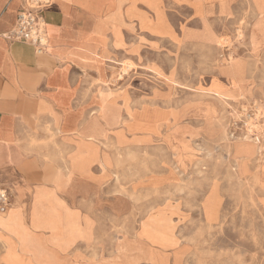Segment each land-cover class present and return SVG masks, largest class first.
Masks as SVG:
<instances>
[{
    "label": "rangeland",
    "instance_id": "rangeland-1",
    "mask_svg": "<svg viewBox=\"0 0 264 264\" xmlns=\"http://www.w3.org/2000/svg\"><path fill=\"white\" fill-rule=\"evenodd\" d=\"M154 1L138 9L154 23L158 13L162 33L124 15L97 62L77 61L67 108L28 135L30 176L57 197L27 195L24 230L34 203L63 227L68 209L88 244L59 260L32 240L25 263L38 251L46 264H264V0H231L226 13L206 0L202 15L193 0ZM91 119L98 156L71 174L73 127ZM144 251L158 261L137 260Z\"/></svg>",
    "mask_w": 264,
    "mask_h": 264
},
{
    "label": "crops",
    "instance_id": "crops-1",
    "mask_svg": "<svg viewBox=\"0 0 264 264\" xmlns=\"http://www.w3.org/2000/svg\"><path fill=\"white\" fill-rule=\"evenodd\" d=\"M219 1L221 11L228 12L231 0ZM139 4L156 11L158 3L154 0H53L52 6L43 12L48 47L38 52L32 45L6 39V34L16 26L25 1L0 0V190L9 191L11 203L20 198L25 205L24 199L30 195L32 204L36 189H47L56 194L37 184L41 177L30 176L28 168L33 156L29 153L27 141L28 135L36 125L43 124L45 118L60 116L62 109L69 105L74 89H80L75 74L77 61L97 62L100 59L98 49L107 45V36L118 37V22L124 15L130 20L137 19L143 29L155 35L162 33L163 21L158 13L154 23L146 12L138 9ZM206 6H209L206 0H193L198 14H205ZM235 78H232L233 83ZM96 122L98 124V120ZM88 124L73 127L77 141L71 157L74 164H78V158L98 156L99 138L84 135ZM73 174H80L78 166ZM13 212L9 213L11 220L22 221ZM24 231L30 244L32 240H40L42 252L49 257L53 251L44 233L33 229ZM31 245L24 250L30 256L36 254L34 245ZM77 248L78 245L73 251ZM57 253V258H63L62 253ZM38 258L35 256L33 260L38 261Z\"/></svg>",
    "mask_w": 264,
    "mask_h": 264
},
{
    "label": "bare ground",
    "instance_id": "bare-ground-1",
    "mask_svg": "<svg viewBox=\"0 0 264 264\" xmlns=\"http://www.w3.org/2000/svg\"><path fill=\"white\" fill-rule=\"evenodd\" d=\"M262 31V30H261ZM264 31L262 33V37L264 38ZM95 60V59H94ZM103 110V109H102ZM111 112H107V116L109 115L110 119L113 120L112 124H115L116 114L112 115ZM105 115V111H104ZM202 117V116H201ZM136 132V131H135ZM84 135L93 136V137H101L103 133L99 129V125L96 122V119H91L87 128L84 129ZM78 165L75 163H70V173L73 174L74 169ZM38 197L45 198L49 201V204H52L51 199L57 197L56 194H53L47 189H43L41 193H38ZM16 201L11 206L10 210L7 212L5 216L0 215V218H3L2 222L0 221V240L6 242L5 252L2 255L0 260V264H34L35 261H29L25 263L22 260L21 252H24L25 248L28 247V243L22 239L23 231H24V223L26 221V215L24 210V205L19 200ZM61 205V203H59ZM64 210L65 208L62 207ZM13 212V215L22 219V221L15 222L11 220V216H9L10 212ZM16 210V212H15ZM33 218L31 219V227L37 231L42 232L46 229V226L53 229V237L46 240L49 246H56L55 249H52L53 252L49 254L50 257L57 258L55 253L60 252L64 255V257L68 256L73 247L77 246L81 241L88 244L87 235L84 231V228L81 226V221L78 216L74 217L71 215L70 211L64 210L67 216V224L66 226H62L60 221H52L50 218H47V214L45 209L37 204L32 205ZM16 213V214H15ZM17 218V219H18ZM16 219V220H17ZM22 226V227H21ZM23 228V229H22ZM42 229V230H41ZM45 235V234H44ZM126 251H129L128 248ZM25 253V252H24ZM67 253V254H66ZM37 252V256H38ZM58 254V253H57ZM59 260L61 258H58ZM137 260H146L153 263L158 261L156 255H152L151 251H144L141 254L136 256ZM32 260V258L30 259Z\"/></svg>",
    "mask_w": 264,
    "mask_h": 264
},
{
    "label": "built area",
    "instance_id": "built-area-1",
    "mask_svg": "<svg viewBox=\"0 0 264 264\" xmlns=\"http://www.w3.org/2000/svg\"><path fill=\"white\" fill-rule=\"evenodd\" d=\"M16 26L6 34V39L12 43L21 42L32 45L38 52L48 47V35L43 19L45 9L52 6L53 0H24ZM9 205L8 192L0 190V211L3 212Z\"/></svg>",
    "mask_w": 264,
    "mask_h": 264
}]
</instances>
